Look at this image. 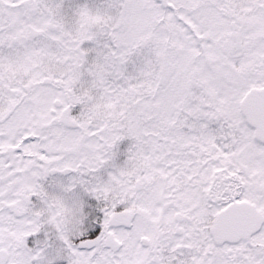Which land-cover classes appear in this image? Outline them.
I'll list each match as a JSON object with an SVG mask.
<instances>
[{
	"label": "snow or ice",
	"instance_id": "6c2138e0",
	"mask_svg": "<svg viewBox=\"0 0 264 264\" xmlns=\"http://www.w3.org/2000/svg\"><path fill=\"white\" fill-rule=\"evenodd\" d=\"M0 264H264V0H0Z\"/></svg>",
	"mask_w": 264,
	"mask_h": 264
}]
</instances>
